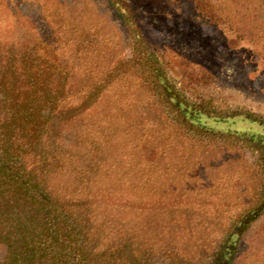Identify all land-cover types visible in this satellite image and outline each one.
Returning <instances> with one entry per match:
<instances>
[{"label": "rangeland", "instance_id": "rangeland-1", "mask_svg": "<svg viewBox=\"0 0 264 264\" xmlns=\"http://www.w3.org/2000/svg\"><path fill=\"white\" fill-rule=\"evenodd\" d=\"M39 41L56 42L71 70L68 105L88 99L69 126L49 128L45 149L55 195L89 204L93 249L121 242L123 264H214L264 197L263 149L188 129L150 88L140 54L153 52L194 107L251 116L230 128L264 134V0H0V71ZM229 264H264V211Z\"/></svg>", "mask_w": 264, "mask_h": 264}, {"label": "trees", "instance_id": "trees-1", "mask_svg": "<svg viewBox=\"0 0 264 264\" xmlns=\"http://www.w3.org/2000/svg\"><path fill=\"white\" fill-rule=\"evenodd\" d=\"M130 23L134 43L143 46ZM140 55L151 73L150 88L188 129L213 136L246 137L264 153V134L251 131L247 135L230 128L239 118L252 125L253 117L213 115L194 107L165 76L153 52L144 48ZM63 60L56 42L39 41L6 60L0 71V243L5 248L0 264H114L115 254L123 264L126 258L121 242L119 250L109 241L100 247L95 242L93 249L94 226L87 224L89 219L82 211L89 204L76 194L57 197L48 184L54 161L45 149L51 141L49 128L55 122L69 126L66 114L87 109L88 99L80 105L67 103L66 86L72 73ZM87 94H95V89ZM87 94L81 98H88ZM220 125H224L221 132ZM263 211L264 197L237 220L214 264H229L240 235ZM98 232L95 228L94 233Z\"/></svg>", "mask_w": 264, "mask_h": 264}]
</instances>
